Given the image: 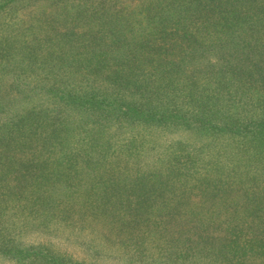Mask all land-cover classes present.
Here are the masks:
<instances>
[{
  "label": "trees",
  "instance_id": "trees-1",
  "mask_svg": "<svg viewBox=\"0 0 264 264\" xmlns=\"http://www.w3.org/2000/svg\"><path fill=\"white\" fill-rule=\"evenodd\" d=\"M8 263L264 264V0H0Z\"/></svg>",
  "mask_w": 264,
  "mask_h": 264
},
{
  "label": "rangeland",
  "instance_id": "rangeland-1",
  "mask_svg": "<svg viewBox=\"0 0 264 264\" xmlns=\"http://www.w3.org/2000/svg\"><path fill=\"white\" fill-rule=\"evenodd\" d=\"M97 233H98V229H97ZM84 244L85 243H82L79 239H76V241H72L70 244H68L67 250L76 256L84 255V252H88V249Z\"/></svg>",
  "mask_w": 264,
  "mask_h": 264
}]
</instances>
